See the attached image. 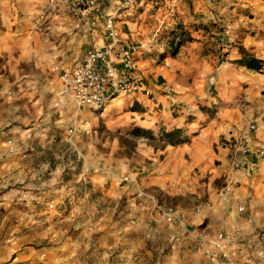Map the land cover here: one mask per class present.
<instances>
[{
	"label": "crops",
	"instance_id": "crops-1",
	"mask_svg": "<svg viewBox=\"0 0 264 264\" xmlns=\"http://www.w3.org/2000/svg\"><path fill=\"white\" fill-rule=\"evenodd\" d=\"M183 1L152 0L118 24L127 42L138 48L134 73L150 94L115 98L108 107L119 115L113 122L107 121L114 130L132 124L148 131L152 138L177 131L180 143L170 145L162 138L165 146L160 153L164 157L162 161L153 159L149 166L123 160L105 164L102 169L100 163L93 162L92 170L86 169L91 173L82 177L80 185L91 184L114 203L127 199L138 219L134 217L108 234L106 229L118 225L114 220L120 213L115 210L117 205L108 219L95 222L97 211L84 209L87 194L71 206L72 192L67 191L74 186L64 184L59 177L57 183L51 172L54 166L37 164L30 172L37 181L29 186L39 190L5 197L0 229L10 237L0 238V264H264V161L254 153L264 142V19H234L225 0H189L193 6L190 16ZM53 5L49 0H18L20 11L36 12L32 15L36 24L69 27L67 46L58 48L54 41L46 47L41 45L42 39L32 35L21 38L20 53L13 55L19 35L8 31L6 42L10 47L5 53L12 60L8 57L6 65L10 74L22 71L21 62H29L36 72L44 73L39 82L27 83L40 84L38 93L32 96L39 103L49 101L67 117L68 99L60 95L67 94L57 74L53 73L51 84L43 81L50 76L52 59L50 54L45 55L53 53L57 60L54 66L71 68L78 56L92 47H103L104 41L78 17H70L65 7L54 11ZM44 12L48 17L41 16ZM8 21V25L18 24L13 16ZM182 25L189 35L182 33ZM208 27L213 31L203 30ZM172 29H179V36L189 37L168 36L167 31ZM178 40L182 44L173 49V41ZM242 53L262 61V71L256 73L235 64L244 56ZM26 96L29 94L14 98ZM250 125L255 126L254 131ZM239 143L245 145L246 154ZM234 162L243 168L256 164L259 172L245 178L241 171L231 170ZM27 166L6 164V180H25L23 170ZM44 169L51 173L41 187ZM206 175L207 180L202 181ZM228 176L238 182V187L221 198L219 192ZM158 195L202 199L188 209L172 207L179 212L178 222H172L161 218L160 211L171 206H162ZM195 208L200 212L192 213ZM12 217L17 218L15 224ZM94 231L102 234L90 243ZM131 232L139 235L130 242L125 239ZM220 233L231 242L221 244L217 240ZM154 236L161 239L159 248L147 245Z\"/></svg>",
	"mask_w": 264,
	"mask_h": 264
},
{
	"label": "rangeland",
	"instance_id": "rangeland-1",
	"mask_svg": "<svg viewBox=\"0 0 264 264\" xmlns=\"http://www.w3.org/2000/svg\"><path fill=\"white\" fill-rule=\"evenodd\" d=\"M155 1L159 3V0ZM183 2L187 8V14L192 16L193 6L191 1L184 0ZM225 4L229 8L230 17L234 19L252 20L257 17L264 19V0H225ZM33 13L35 15L36 12L33 11ZM33 13L32 11L29 13L20 11L18 9V0H7L5 2L0 0V223L2 221L1 215L6 210L4 206L5 197L12 194L19 195L21 192H37L39 188L29 186L32 182L37 181L30 174L32 167L37 164H49V166H54V170L51 172H53L56 180L59 177L64 184L74 186L75 189L67 191V194L72 192L71 206L79 202L87 194L88 203L85 204L84 209L97 211L94 218L95 222L99 219H101V222L102 219H108L111 210L115 209L114 206L117 205L115 210H119L120 213L114 217V220L118 225L114 229H106V231L109 230L110 232L108 234H112L120 226H125L129 221L135 220L134 217L138 219V216L133 212L132 206L129 205L127 199L114 203L91 184L85 183L83 186H80L82 177L91 173V171H87L86 169L92 170L91 165L93 162L100 163L103 169L105 164L113 165L115 162L123 160L149 166L154 162L153 159L162 161L164 153L160 152L164 149L165 144L160 136L146 139L144 137L135 138L130 135L129 133L136 128L132 124L118 126L119 128L114 130L115 128L109 126L110 124L107 121L113 122L114 118L118 117L119 114H116V110L112 107H108L110 103L101 112L86 110L81 115L78 113L79 111L71 98L62 93L60 94L61 97L68 99L66 108L70 112V115L65 117L62 115V112H58L60 109L53 104L50 105L49 101L36 102L35 98L37 97L32 95L38 93L40 84L27 83L39 82L41 76L45 77L46 75L36 72L29 62H21L20 68L22 71L19 74L8 73L6 60L9 55L5 51L10 46L6 42V35H8L6 33L9 31V33L13 32L16 36L19 35L18 42L12 50V54L14 55L15 53H20L21 38L31 37L32 35L37 39H42L41 45L45 44L46 47H49V42L54 43V41L57 42L56 46L58 48L66 47V43L69 40V32L66 31V28L69 27L65 25L54 27L45 22L40 25L36 24L35 19L33 20L32 18ZM12 16L18 24L8 25V20ZM41 16L44 18L48 17L46 12L41 13ZM25 20L29 22H24ZM176 27L178 28V26ZM184 27L186 26L182 25V33L189 35V32L184 30ZM204 31L211 32L213 30L211 27H208ZM167 32L168 36H173L174 38L189 37L183 34L179 36V29H172V31L169 30ZM177 42L179 45L182 44L181 40ZM175 48L173 46V49ZM49 54L52 57V59H49L51 68L49 67L48 73L50 76L46 80L43 79L47 84H51L52 75L54 76L55 74V71H53V67H55L54 63L57 61L53 59V53H47L45 57H48ZM11 60L9 57L8 61ZM21 75L24 77L17 79V76ZM15 80L20 82L21 86L17 82L6 89L7 85ZM24 93L29 94V96L20 99L14 98L15 95ZM121 97L123 96L118 97V99ZM113 101L111 102L113 103ZM35 149L43 151V154L33 152L36 151ZM17 162L28 164L27 170H23L26 174V179L23 180L22 177H15L12 181L8 182L6 180L7 170L4 169V166L8 163ZM8 172L12 171L8 170ZM51 172L48 169L42 170V174L40 175L41 184L39 186L45 187V181ZM195 172L197 176L200 175V171ZM207 177L208 175L203 177L202 181H206ZM59 181L57 180V183ZM23 188H26L27 191H23ZM66 197L69 199V196ZM156 197L162 206L177 207L179 209H188L192 205L199 204L198 200L202 199V197L198 199L194 195L183 197H162V195H158ZM151 203L154 204L153 201ZM16 220V217L11 218L13 224L16 223ZM101 234L102 232L94 231L90 236L89 242L98 240ZM138 235L135 232L128 233L125 240L131 242L137 239ZM1 236L6 237L9 234H4L0 229V238ZM149 244L152 248H159L162 245L160 237L157 236H154L152 241L147 242V245ZM156 251L159 253L158 249Z\"/></svg>",
	"mask_w": 264,
	"mask_h": 264
},
{
	"label": "built area",
	"instance_id": "built-area-1",
	"mask_svg": "<svg viewBox=\"0 0 264 264\" xmlns=\"http://www.w3.org/2000/svg\"><path fill=\"white\" fill-rule=\"evenodd\" d=\"M54 11L65 7L70 17H78L91 32L104 41L103 47H92L76 58L71 68L53 67L66 93L78 110L103 111L115 98L135 94L149 95L139 76L134 73L135 59L138 54L137 46L127 42L124 34L120 33L118 24L125 23L128 18L152 0H49ZM177 46V43H174ZM251 131L255 130L250 125ZM241 152L246 154L245 145L238 144ZM255 155L264 161V142L254 149ZM232 171H241L245 178L259 172L256 164H249L244 168L234 162ZM238 187V182L231 177L226 178L219 195L225 198ZM151 198V197H150ZM242 208H239L241 211ZM200 208L192 209V213H199ZM179 212L169 207L160 211L161 218L178 222ZM264 236V226L261 228ZM221 244H228L231 238L223 233L217 235Z\"/></svg>",
	"mask_w": 264,
	"mask_h": 264
},
{
	"label": "trees",
	"instance_id": "trees-1",
	"mask_svg": "<svg viewBox=\"0 0 264 264\" xmlns=\"http://www.w3.org/2000/svg\"><path fill=\"white\" fill-rule=\"evenodd\" d=\"M203 30H205V29L203 28ZM176 43H177V45L179 44L178 42H176ZM242 54L244 56H242V58L240 60L235 61L234 62L235 64L242 66V67H245L247 70L254 71L256 73H260L262 71V67H263L262 61L254 58L250 55H247L246 53H242ZM178 133L179 132L176 131V132H172V133L166 134V135L163 134L162 138H163V140L166 141V143H168L170 145L178 144V143H180V141L178 140ZM129 134L134 136L135 138L144 137L146 139H152V135L148 131H145V130H142L139 128L133 129Z\"/></svg>",
	"mask_w": 264,
	"mask_h": 264
}]
</instances>
